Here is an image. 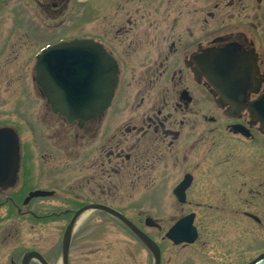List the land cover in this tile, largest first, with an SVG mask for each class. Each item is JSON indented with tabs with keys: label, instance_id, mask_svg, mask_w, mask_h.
Returning a JSON list of instances; mask_svg holds the SVG:
<instances>
[{
	"label": "flooded vegetation",
	"instance_id": "af4514ba",
	"mask_svg": "<svg viewBox=\"0 0 264 264\" xmlns=\"http://www.w3.org/2000/svg\"><path fill=\"white\" fill-rule=\"evenodd\" d=\"M73 1L0 0V73L4 61L19 62L26 100L11 111L0 101V137L10 132L18 145L0 175V264L33 252L49 263L32 225L44 218L42 201L75 202L60 212L70 219L101 205L133 222L114 205L119 189L163 220L193 215L197 239L182 249L203 238L222 264L264 258V0H101L110 8L92 13L96 35L79 36L66 27ZM75 38L111 59L116 82L105 111L68 122L51 111L35 65ZM35 191L46 193L29 197ZM18 220H32L25 248Z\"/></svg>",
	"mask_w": 264,
	"mask_h": 264
},
{
	"label": "rangeland",
	"instance_id": "374dc122",
	"mask_svg": "<svg viewBox=\"0 0 264 264\" xmlns=\"http://www.w3.org/2000/svg\"><path fill=\"white\" fill-rule=\"evenodd\" d=\"M71 4L72 16L69 18V24H66V27L71 29L70 35L79 36L86 32L89 35H96L98 19L92 13L98 12L101 5L105 9L110 8V3H105V1L101 0H77L71 2ZM122 4L124 7L128 6L124 3ZM15 65L17 66L16 70ZM18 68L19 62L15 64L10 60L4 61L2 69L6 70V75L3 72L0 73V101L3 103L6 101L9 111L15 110L14 105L23 106L26 102L23 97L24 91ZM11 69L16 73H11ZM22 131L24 132V129ZM21 134L22 138H25L27 131L24 134L21 132ZM126 192L127 189H119L120 200L114 205L127 213L128 216H131L133 222L159 245L162 255L161 264L223 263V261H219L222 255L212 252L207 241H205V246L203 247L201 243L203 238L200 239L201 242L197 243V247H186L183 249L181 246L174 247L171 243L164 240V232L173 224L174 220L169 218L161 219L160 214L156 213V206L148 203L130 205L129 200L127 201ZM144 197L145 195H143V200ZM62 203L61 205H54L50 202L46 203V201L40 202L39 216L44 218L32 224L34 228L38 229V249L47 257L51 264L60 262L63 235L71 222L70 216L60 215V212L67 208H78V204L75 202ZM184 209L186 211V206ZM51 213H58L59 216L53 217L50 215ZM147 216L154 218L161 230L146 227L144 221ZM27 222L29 223L27 224L21 220L14 222L16 229H19V236L22 232L27 234V236L22 234L24 236L20 237L25 243H23L24 246L21 244L19 246L24 248L29 244L26 240L31 239L33 234L32 227H30L32 220ZM71 239L69 264H152V259L144 247L126 228L112 219L98 220L88 217L76 230L71 231ZM205 239L207 240V238ZM9 246V244L4 246L2 252L4 255L6 253L4 251ZM2 259L3 257L0 260ZM237 262L239 263L241 260Z\"/></svg>",
	"mask_w": 264,
	"mask_h": 264
},
{
	"label": "water",
	"instance_id": "95a60500",
	"mask_svg": "<svg viewBox=\"0 0 264 264\" xmlns=\"http://www.w3.org/2000/svg\"><path fill=\"white\" fill-rule=\"evenodd\" d=\"M115 79V68L110 58L99 48H92L91 44L80 40L51 48L50 51L43 53L36 64V83L41 88L52 110L63 115L69 121L92 119L104 111L112 97ZM16 149L17 143L8 132L6 137L0 140V168L4 163L9 167V161L16 154ZM5 172L7 171L5 170ZM40 193L31 196L41 195ZM90 209L105 211L118 219L152 254L153 264H160L158 245L121 214L104 206H88L75 213L63 235V264H67L72 221L79 214ZM192 223L193 216L179 220L166 233L165 237L175 245L192 244L197 237ZM145 225L147 227L156 226L151 219H146ZM32 257L37 259L40 264H47L40 254L34 252L23 258V264H26V261ZM261 261L258 260L252 264H262Z\"/></svg>",
	"mask_w": 264,
	"mask_h": 264
},
{
	"label": "bare ground",
	"instance_id": "6f19581e",
	"mask_svg": "<svg viewBox=\"0 0 264 264\" xmlns=\"http://www.w3.org/2000/svg\"><path fill=\"white\" fill-rule=\"evenodd\" d=\"M89 214H90L89 211L79 214L72 221V231L76 230L83 223V221L86 220V218L89 216ZM67 260H69V256H67ZM58 264H63L62 255H61V258H60V262Z\"/></svg>",
	"mask_w": 264,
	"mask_h": 264
}]
</instances>
